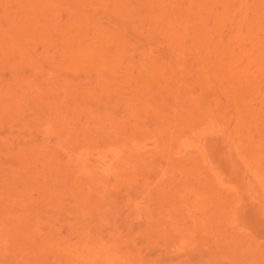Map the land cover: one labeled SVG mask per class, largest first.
I'll return each instance as SVG.
<instances>
[{"label": "rangeland", "instance_id": "374dc122", "mask_svg": "<svg viewBox=\"0 0 264 264\" xmlns=\"http://www.w3.org/2000/svg\"><path fill=\"white\" fill-rule=\"evenodd\" d=\"M0 264H264V0H0Z\"/></svg>", "mask_w": 264, "mask_h": 264}]
</instances>
